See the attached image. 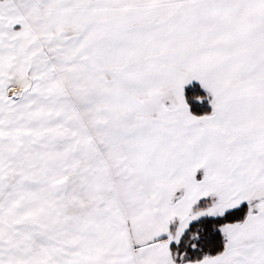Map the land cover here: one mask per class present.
Returning <instances> with one entry per match:
<instances>
[{"label": "snow or ice", "instance_id": "1", "mask_svg": "<svg viewBox=\"0 0 264 264\" xmlns=\"http://www.w3.org/2000/svg\"><path fill=\"white\" fill-rule=\"evenodd\" d=\"M0 264H264V0H0Z\"/></svg>", "mask_w": 264, "mask_h": 264}]
</instances>
